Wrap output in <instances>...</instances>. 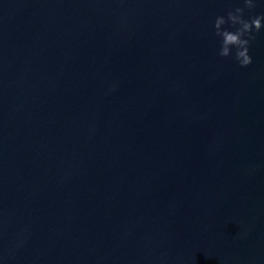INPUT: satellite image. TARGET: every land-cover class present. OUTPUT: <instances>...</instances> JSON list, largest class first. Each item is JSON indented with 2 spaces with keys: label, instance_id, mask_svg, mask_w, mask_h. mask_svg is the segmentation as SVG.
I'll list each match as a JSON object with an SVG mask.
<instances>
[{
  "label": "water",
  "instance_id": "water-1",
  "mask_svg": "<svg viewBox=\"0 0 264 264\" xmlns=\"http://www.w3.org/2000/svg\"><path fill=\"white\" fill-rule=\"evenodd\" d=\"M236 4L0 0V264H264V29L219 56Z\"/></svg>",
  "mask_w": 264,
  "mask_h": 264
},
{
  "label": "clouds",
  "instance_id": "clouds-1",
  "mask_svg": "<svg viewBox=\"0 0 264 264\" xmlns=\"http://www.w3.org/2000/svg\"><path fill=\"white\" fill-rule=\"evenodd\" d=\"M258 0H242L224 15H219L214 21L215 36L219 38L218 55L227 57L229 55L241 67L252 62L249 54V44L254 39V33L264 29V13H256L244 17V8L251 9L257 5ZM264 2V0H260ZM234 25V28L226 27Z\"/></svg>",
  "mask_w": 264,
  "mask_h": 264
}]
</instances>
